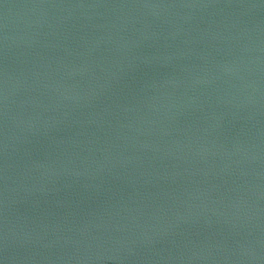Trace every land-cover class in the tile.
Returning a JSON list of instances; mask_svg holds the SVG:
<instances>
[{
	"label": "water",
	"instance_id": "obj_1",
	"mask_svg": "<svg viewBox=\"0 0 264 264\" xmlns=\"http://www.w3.org/2000/svg\"><path fill=\"white\" fill-rule=\"evenodd\" d=\"M0 264H264V0H0Z\"/></svg>",
	"mask_w": 264,
	"mask_h": 264
}]
</instances>
